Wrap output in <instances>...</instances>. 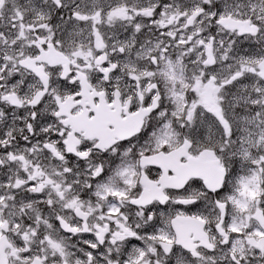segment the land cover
I'll use <instances>...</instances> for the list:
<instances>
[{
    "label": "snow or ice",
    "instance_id": "obj_1",
    "mask_svg": "<svg viewBox=\"0 0 264 264\" xmlns=\"http://www.w3.org/2000/svg\"><path fill=\"white\" fill-rule=\"evenodd\" d=\"M0 264H264V0H0Z\"/></svg>",
    "mask_w": 264,
    "mask_h": 264
}]
</instances>
